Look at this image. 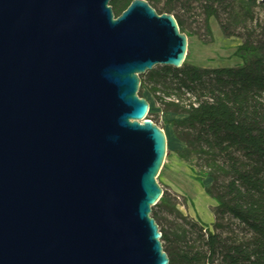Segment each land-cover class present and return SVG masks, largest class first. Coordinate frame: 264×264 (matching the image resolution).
I'll return each instance as SVG.
<instances>
[{"label":"water","instance_id":"obj_1","mask_svg":"<svg viewBox=\"0 0 264 264\" xmlns=\"http://www.w3.org/2000/svg\"><path fill=\"white\" fill-rule=\"evenodd\" d=\"M108 2L0 0V264L166 262L163 137L135 93L185 42L143 1Z\"/></svg>","mask_w":264,"mask_h":264},{"label":"trees","instance_id":"obj_2","mask_svg":"<svg viewBox=\"0 0 264 264\" xmlns=\"http://www.w3.org/2000/svg\"><path fill=\"white\" fill-rule=\"evenodd\" d=\"M129 1L109 0L110 15L116 17ZM141 1L154 15L171 16L173 10L184 13L192 7L201 16L205 34L208 19L224 16L222 22L216 21L223 37L234 36L228 30L244 32L259 4L257 0ZM171 18L179 34V23ZM252 32L248 29L230 53L236 67L200 70L180 64L178 69L157 67L137 77L136 94L149 86L146 92L160 112L182 116L168 123L173 141L180 145L174 156L184 163L189 159L201 163L202 178L208 180L201 192L213 203L209 228L174 214L175 229L168 233L157 229L156 218L166 207L160 194L148 217L159 235L165 264H264V25H255V37ZM158 92L171 101L155 99Z\"/></svg>","mask_w":264,"mask_h":264},{"label":"rangeland","instance_id":"obj_3","mask_svg":"<svg viewBox=\"0 0 264 264\" xmlns=\"http://www.w3.org/2000/svg\"><path fill=\"white\" fill-rule=\"evenodd\" d=\"M170 15L178 21L179 34L183 36L185 42L181 65L200 70L230 69L238 65L230 53L242 42L245 32L251 28L252 36L255 37V25H264V4L259 3L253 9L251 21L249 25L246 24L244 32L240 29L228 30L234 33V36L229 37L221 36L216 26V21L222 22L224 16L219 15L216 20L208 19L205 23L208 34H205L201 26V16L192 7L184 13L173 10ZM145 87L149 86H143L138 94L136 90L135 95L146 103L144 119L161 131L163 137L161 164L153 182L160 194L162 193L166 207L165 212L156 218L157 229L172 232L175 229L174 214L189 220L196 219L199 224L209 228L213 203L201 192L208 184V180L202 178L201 163L192 159L184 163L174 156L180 145L173 141L168 123L180 120L182 116L160 112L159 105L148 95ZM153 97L162 102L171 101L170 97L163 98L160 92L155 93ZM184 98H179L181 103H184Z\"/></svg>","mask_w":264,"mask_h":264}]
</instances>
